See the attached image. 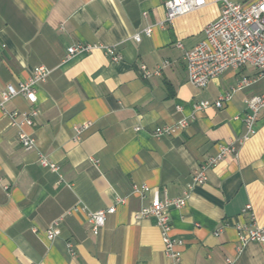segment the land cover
<instances>
[{"label":"crops","instance_id":"crops-1","mask_svg":"<svg viewBox=\"0 0 264 264\" xmlns=\"http://www.w3.org/2000/svg\"><path fill=\"white\" fill-rule=\"evenodd\" d=\"M165 2L0 0V92L26 80L35 66L51 70L37 87L36 104L22 95L5 103L6 111L18 112L17 123L38 110L32 125L12 124L0 109V264H174L157 219L137 217L154 190L161 198L187 196L169 211L172 235L183 242L182 264H264V244L240 248L237 232L240 223L254 224L243 213L247 204L264 226V111L246 139L243 120L244 99L264 92V77L247 64L205 87L193 85L177 44H199L221 2L207 0L171 21ZM146 27L152 34L137 41ZM81 42L115 47L123 59L113 62L99 49L68 57L67 48ZM141 64L159 74L144 77ZM242 78L250 83L223 107L195 109ZM183 118L189 124L178 133L154 134L156 126ZM20 132L36 140L33 149L23 147ZM220 143H233L236 152L209 168L204 184L190 187ZM42 156L58 170L43 165ZM140 184L151 191L137 195ZM113 205L94 235L88 213ZM58 219L60 234L50 240L46 230Z\"/></svg>","mask_w":264,"mask_h":264},{"label":"built area","instance_id":"built-area-1","mask_svg":"<svg viewBox=\"0 0 264 264\" xmlns=\"http://www.w3.org/2000/svg\"><path fill=\"white\" fill-rule=\"evenodd\" d=\"M221 2V10L219 17L209 22L204 28V38L192 49H185L181 42L178 47L184 50V60L186 62L189 81L196 87H205L210 80L220 76L228 69H239L247 64L253 65L259 69L264 77V0H253L250 3L242 4L234 0H219ZM207 4V0H166V20L171 21L175 17L186 14L188 12L200 9ZM142 33L150 36L152 27H146L142 32L134 35L137 41L141 40ZM102 50L110 56L113 62L120 61L123 56L115 47L106 46L101 43L81 42L67 48V56H73L77 53H89L94 50ZM142 75L149 77L153 73L159 74V71L152 72L145 64H141ZM51 70L44 65L35 66L30 76L17 84L9 83L0 92V109H2L10 118L12 124H28L32 125L34 116L38 114V110L33 109L29 112L21 123H17V111L8 112L5 110V103L18 95L24 96L30 102L36 104L38 101L37 87L40 83L47 80ZM250 83L248 78H242L236 87L230 92L221 95L216 101L207 100L200 101L195 104L196 110L205 109L211 105L218 108L223 107L224 102L230 100L232 95L244 88ZM244 102L248 108V112L243 116L246 126V134L244 139L248 138L255 132L257 119L262 111H264V92L253 96L246 97ZM181 110L180 105L177 106ZM189 120L183 118L174 125L156 126L154 134L161 136L165 133L176 134L179 130L188 127ZM19 140L26 150L33 149L36 140L25 132L19 133ZM236 147L233 143H220L216 154L209 156L194 172L190 187L204 184L207 179V170L217 166L229 154L235 153ZM41 163L49 166L52 170H58L55 163L50 162L45 156H42ZM1 185V179H0ZM7 189V187H5ZM151 191L146 184L134 186V193L139 196H145ZM125 198L118 197V203H124ZM187 196L169 199L161 198L159 192L154 190L152 202L148 206L141 208L137 217L154 216L157 219L158 226L161 231L162 240L165 247V253L170 257L174 264H182V252L179 246L183 242L172 235V223L170 218V207H182L186 204ZM116 206H110L104 209L90 211L87 219L92 226L94 235L100 234L106 223L108 214L114 213ZM250 212L254 221L252 226L245 224L237 225L239 247L243 248L249 242H257L264 244V226L255 222V215L251 204H247L243 209V213ZM60 219L55 220L53 225L46 230L48 239H54L60 234ZM34 231H37L34 228ZM221 230L215 232L219 235ZM71 246V245H70ZM227 262H231L227 259Z\"/></svg>","mask_w":264,"mask_h":264}]
</instances>
